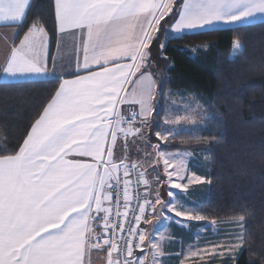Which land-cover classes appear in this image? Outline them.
<instances>
[{"label": "snow or ice", "instance_id": "6c2138e0", "mask_svg": "<svg viewBox=\"0 0 264 264\" xmlns=\"http://www.w3.org/2000/svg\"><path fill=\"white\" fill-rule=\"evenodd\" d=\"M28 9L30 0H0V21L20 23ZM172 12L173 0H52L51 35L40 22H33L19 46L13 45L5 75L56 76L48 69L50 43H58L57 34L80 37L79 45H74L78 48L75 78L58 77L50 102L18 151L0 156V264H88V250L102 247L107 264H146L144 255L133 253L137 248L144 253L146 234L140 224L150 223L146 212H155V205L161 203L159 182L149 189L141 166L127 161L128 152L138 145L136 151L144 152L147 165L159 163L155 151L163 157L165 170L172 160L143 131L150 126L158 87L152 78V45L165 47L153 33L161 31V22L171 24L168 31L181 40L220 23L243 25L264 16V0H189L175 15ZM124 105L127 108L121 110ZM155 136L168 140L162 132ZM129 137L135 138L131 144ZM118 141L119 162L114 159ZM133 169L146 191L138 194V206L131 209L133 219L128 221ZM153 171L159 176L157 169ZM172 175L184 178L168 173L171 188H186L173 183ZM193 182L204 183L205 178L192 175L188 183ZM148 190L156 193L155 199ZM168 196L176 193L169 189ZM175 205L170 199L161 213L174 211L175 217L187 221L205 219ZM244 219L239 217L241 222ZM120 221H128L127 227ZM150 243L152 249L158 247ZM241 246L242 233L229 249Z\"/></svg>", "mask_w": 264, "mask_h": 264}, {"label": "trees", "instance_id": "16d2710c", "mask_svg": "<svg viewBox=\"0 0 264 264\" xmlns=\"http://www.w3.org/2000/svg\"><path fill=\"white\" fill-rule=\"evenodd\" d=\"M182 2L174 1L173 15ZM33 22L51 35L52 0H32L20 34ZM170 25L161 22L160 43ZM203 45L208 47L198 48ZM151 51V71L160 86L156 129L163 124L168 92L195 95L213 115L209 123L159 143L161 150L208 152L204 178L211 183L194 187L202 201L192 203L193 210L205 216L201 224L243 215V246L235 264H264V22L173 37L163 49L154 42ZM56 87L54 79L0 82V156L18 151Z\"/></svg>", "mask_w": 264, "mask_h": 264}, {"label": "crops", "instance_id": "0c3cea01", "mask_svg": "<svg viewBox=\"0 0 264 264\" xmlns=\"http://www.w3.org/2000/svg\"><path fill=\"white\" fill-rule=\"evenodd\" d=\"M186 2H189V0H183L182 3ZM31 3L32 0H30V5ZM28 10L26 11V15ZM24 21L20 23L0 21V82L16 83L46 79L58 80V77L68 79L75 78V75L77 74L75 71V64L78 55V48L74 47V45H79L80 37L77 36L73 38L67 33L63 34L62 36L57 34L58 43L55 40L53 48L51 47V43L49 45L48 69L49 72L55 70L57 73L56 76L10 77L3 73V68L11 57L13 45L15 44L18 47L20 39H22L23 35L27 33V31H25L24 33L20 34V27ZM260 22H264V16L257 15L243 25L239 24L238 22L234 24L220 23L205 31L240 27ZM170 28L171 25L168 29ZM157 33L158 32L153 33V35L156 36ZM136 75L139 76L140 73H137ZM152 78L155 79L154 76ZM135 82L136 81L134 79L133 83ZM131 87L132 86L130 84L129 88L131 89ZM158 88L159 86L156 89V95ZM153 104L156 109L155 100L153 101ZM126 108L127 105H124L122 106L121 110ZM151 118L152 117H150L149 120ZM150 143H153V146L156 145L151 140ZM160 143H162V141ZM119 144L120 141L117 142V149H119ZM161 202L163 203L162 198ZM162 203L159 204L161 205ZM159 204L155 205V212L151 214L146 213V215L150 216L151 222L145 223L142 220L141 224L142 230L146 234V239L143 245L144 253H141V255L146 257V264H235V260L238 257L241 249L237 247L235 256H229L227 253V248L229 245H231V242H228L227 240L232 241L233 235L235 233L233 228L231 229L225 227L226 225H223V222H215L214 224H201V221H187L183 216L175 217L174 211L169 212L165 210L163 213H161V210L158 211L160 206ZM195 214L197 213L195 212ZM177 220H184V225L176 223L175 221ZM227 222L232 223L233 220ZM237 233L239 232L236 231L235 234ZM228 235H230V237L225 238V236ZM150 241L156 243L158 247L156 249H152ZM113 255L115 256V253ZM107 259V253L104 251L103 247L101 249L91 248L88 250L85 256V260L88 262V264H107Z\"/></svg>", "mask_w": 264, "mask_h": 264}, {"label": "rangeland", "instance_id": "374dc122", "mask_svg": "<svg viewBox=\"0 0 264 264\" xmlns=\"http://www.w3.org/2000/svg\"><path fill=\"white\" fill-rule=\"evenodd\" d=\"M175 0H173L174 3ZM175 37V35L171 34L169 31L164 36L162 44H166V41L170 38ZM208 46L203 45L198 48L206 49ZM160 89V86L158 90ZM167 100H166V112L163 119V124L161 129H156L155 120H153V115L157 111V107L152 115V118L149 120V127L144 129L143 131L146 133L148 137H151V141L155 144H159L162 140H157L155 133L162 132L168 135V137L174 135L178 131L188 128V127H200L212 120V112L209 108H207L203 102L196 98V96L191 94H178V93H167ZM176 117H184L183 119L179 120L178 123H166V119H174ZM140 121L137 123L139 124ZM149 130H151L149 132ZM133 137H129V143L133 141ZM163 142V141H162ZM153 145V143H152ZM138 145H133L128 152L127 161H130L134 164H138L144 171L145 179L150 181L149 189L156 188L157 182H159V187L156 188L160 197L163 199V203L159 206L160 211L164 204H166L169 199H175L176 205L175 208L179 210V208L191 209L193 210L192 203L194 202H201L202 200L199 199L197 193L192 192L195 186L203 185L207 182L205 179L204 183H188V179L190 176H205V173L209 169L210 157L208 152L206 151H166L162 150L164 153L172 157L170 165L167 170L164 169L163 165V157H159V153H155L154 155L159 159L158 164H145L144 159L145 155L144 152H137L136 147ZM119 149L114 153V159L119 162ZM157 169L159 171V176H157L156 172L153 169ZM168 173H180L183 175V180L180 179V175H172L171 181L173 183H180L181 185H186L185 187L181 188H171L170 183H168ZM171 189L172 192L176 193L175 197H169L168 191ZM201 189V188H199ZM201 192V190L199 191ZM147 194L151 199H155L156 193L148 190ZM194 211V210H193ZM147 213V212H146ZM225 227L233 228L235 233L236 231L239 232L237 234L234 233L233 239L227 240L231 242V244L235 241L238 234H243V224L240 220H233V222H223ZM230 231V230H227ZM230 237V235L225 236V238ZM239 249L242 248L238 247ZM237 247H232L229 249L227 248V253L229 256H235Z\"/></svg>", "mask_w": 264, "mask_h": 264}, {"label": "built area", "instance_id": "2783aa9c", "mask_svg": "<svg viewBox=\"0 0 264 264\" xmlns=\"http://www.w3.org/2000/svg\"><path fill=\"white\" fill-rule=\"evenodd\" d=\"M138 122H139V120L136 121V124H137ZM128 162H129V163H132V162H130V161H128ZM133 164H134V163H133ZM122 171H123V170H121V174H122ZM129 179H131V180L133 181V184L130 185V186H129V189H128V191H129V195H130V197L132 198V202H131V204H130V206H129V207H130V210H129V217H128V221H131V220L133 219L131 209L134 208V207H137V206H138V203H137V202H138V199H139L138 194H143V193L146 191V189H145V186H144L143 183H141V182H137V176H136V170H135V169H133L132 174H131V176L129 177ZM119 199H120V205H121L120 210H121V212H123L124 209H123L122 205H123L124 201H123V189H122V188H121V190H120V196H119ZM128 221H120V222H121V223H124L125 228H126V227H127V223H128ZM141 224H142V221H141ZM141 224H140V228H141V230H142V226H141ZM115 255H116V254H115ZM133 255H134V256L141 255V252H140L139 248H137V249L134 250Z\"/></svg>", "mask_w": 264, "mask_h": 264}]
</instances>
